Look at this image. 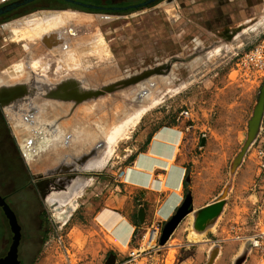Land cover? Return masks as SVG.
<instances>
[{"label": "rangeland", "instance_id": "374dc122", "mask_svg": "<svg viewBox=\"0 0 264 264\" xmlns=\"http://www.w3.org/2000/svg\"><path fill=\"white\" fill-rule=\"evenodd\" d=\"M8 1L0 0V5ZM50 3L55 2H42ZM223 3L177 0L172 5L162 0L155 7L122 14L98 12L101 18L89 17L104 37L97 40L94 35L93 45L97 40L95 45L102 46L105 40L106 58H90V71L78 70L77 76H89L92 85L101 88L147 70L160 68V72L137 83L118 84L115 90L91 97L81 102L78 110L69 111L70 118L91 121L86 130L88 144L99 141L88 163L89 168L96 169L87 175L99 179L77 193L75 211L54 206L49 197H42L36 186L38 180L16 150L20 143L17 134L10 123L3 125L0 114V195L21 225L24 264H264V254L250 243L252 234L264 231V112L260 131L248 142L250 119L262 91L264 101V69L248 71L236 64L242 54L264 41V0H231L230 39L220 33L227 24L226 19L221 21L225 8L219 9V4ZM48 12L54 16L61 13ZM68 13H61L65 16L58 23L74 18L75 12ZM108 15L118 19H105ZM47 20L43 28L50 33L58 23L47 24ZM56 39L46 42L48 47H53L59 40ZM37 57L33 63L39 64L34 67L32 63L33 69L43 66L44 57ZM24 59L0 58V71L14 67L12 74L8 71L2 78L7 75L14 82L28 74L30 81L32 71L23 63L14 66ZM69 59L74 62L71 68L78 59L81 63L88 60L76 59L72 54ZM53 61L57 58L44 59L50 67L47 74L59 80ZM58 65L56 69L62 70L61 65L66 68L62 63ZM16 68H23L22 76H14L19 71ZM60 97L63 100L67 96ZM61 114L65 116L66 112ZM20 115L23 120L25 113ZM173 124L180 125L183 131L181 150L191 174L188 210L164 242L168 221L161 226L158 246L153 250H142L144 244L130 243L120 254L109 251L106 237L93 220L95 211L104 205L112 206L110 200L120 193L116 174L121 175L122 167L131 161L141 136ZM117 125L123 130L112 143L110 135ZM34 128L39 127H30V132L26 129L27 137L34 136ZM75 128L76 133L82 131ZM35 136L28 140L34 150L42 135ZM194 200L197 206L213 200L222 202V206L216 215L201 220L199 211L210 209V204L192 211ZM189 201L188 198L184 208ZM4 226L10 234L8 220L0 208V237Z\"/></svg>", "mask_w": 264, "mask_h": 264}, {"label": "crops", "instance_id": "0c3cea01", "mask_svg": "<svg viewBox=\"0 0 264 264\" xmlns=\"http://www.w3.org/2000/svg\"><path fill=\"white\" fill-rule=\"evenodd\" d=\"M164 1L173 5L177 0ZM222 1L225 4H219V9L225 8L221 12L225 15L221 21L226 19L227 24H223L220 33L224 38L230 39L231 0ZM48 11H59L65 14L69 12L68 15L70 12L75 13L72 16L74 18H70L72 22L69 18L62 23H58L60 19L57 20L58 24L51 28L52 34L48 35V32H45V35H41L42 37H38L39 35L33 36L34 38L26 37L25 34L43 27L45 19L55 17ZM97 13L94 15L80 9H32L25 14L0 21V58H25L19 60L14 66L23 63L27 70L34 74L35 71L41 70L40 75L33 74L30 81L27 74L24 79H16L14 82L9 81L7 75L3 78L1 76L14 70V67L0 71V95L5 92L4 95L11 96L4 102L0 98L3 104L2 109L7 117L6 121L11 124L20 140L19 149L33 177L38 180L37 187L42 197L44 199L49 197L54 206L69 210L73 208V211L77 207L75 206L77 193L85 191L99 179L96 175L87 176L91 170H94L89 168L88 163L94 158L92 157L93 149L99 142L92 146L87 142L90 138L86 130L91 125V121L85 119L80 121L68 116L70 110H78L77 107L81 102L91 98V93L102 88L93 86L89 76L76 74L78 70V72L90 71V58H106V41L104 40L102 46L95 45L100 36L104 39L101 29L89 19L90 16L101 18L102 15L99 16ZM61 15L64 17L63 14ZM105 19L118 18L108 15ZM94 35H97V40L93 45ZM56 38L59 41L53 43V47H48L46 41L52 39L54 41ZM39 54L44 57L42 58L43 66L33 69L31 67L33 58H38ZM71 54L76 59L88 58V60L81 63L78 59V64L71 68V64L74 63L69 59ZM45 58H57V61H53L56 63V68L61 63L66 65V68L62 65L59 67L62 70L53 68L59 72L60 75L57 73L58 77L56 76L59 80H54L47 74V69L50 67L44 62ZM81 64L83 67H80ZM78 65L80 66L76 67ZM14 90L19 92L16 91V93ZM9 91L11 93H8ZM61 94L67 97L61 100L59 99ZM70 94L79 97L74 99L70 97ZM71 101L68 108L69 104L66 106L65 103ZM62 112H66L67 116H63ZM21 113H25L23 120ZM33 126L39 128L33 129L34 136L27 137V130L30 132V127ZM75 127H79L82 131L77 134ZM38 134L42 137L40 140L37 138L34 150V144L29 143L28 140L29 138L33 140ZM141 137V142H138L139 148L131 161L122 167L121 175L118 172L116 174L117 180L119 176V183H121L116 186L120 193L110 200L112 206H101L95 211L93 217L96 227L109 243V251L112 249L117 254L130 245L136 229L145 228L154 222H159L160 227L164 226L165 222L169 221L182 206L190 187L191 174L182 155L183 131L180 125H163L148 132L147 136ZM30 152L32 155L29 154ZM50 176L55 177L50 178ZM196 203L194 200L196 206H193L192 211L217 202L213 200L200 206ZM112 255L116 259V255Z\"/></svg>", "mask_w": 264, "mask_h": 264}, {"label": "water", "instance_id": "95a60500", "mask_svg": "<svg viewBox=\"0 0 264 264\" xmlns=\"http://www.w3.org/2000/svg\"><path fill=\"white\" fill-rule=\"evenodd\" d=\"M36 1H38V0H12V1L5 3V4L0 6V16L4 15L6 13L12 12L15 9H18L20 7L30 5ZM62 1L74 4L77 6H81V7L87 8V9L107 10V11H122V10H129L132 8L142 7V6L148 5L150 3H153L157 0H144V1L139 2V3L130 4V5H126V6H103V5H98V4H95L92 2H86L83 0H62ZM157 72H160V68L147 70L141 74L133 76L132 78H130L128 80H124V81H121L119 83L111 84L109 86H103L100 90H98L94 93H91L90 96L91 97H98L99 95H101L105 92H111V91L115 90L117 88L118 84L128 85L131 83H137V82L143 80L144 78H147V77H149V76H151ZM0 102H1V100H0ZM263 102L264 101H263V91H262V93L260 94L259 100H258V105L255 108V109H257L262 104V115L264 112ZM188 198L190 199L189 204L184 208L185 202L187 201ZM190 203H191V197L188 196L184 200L182 206L179 208L177 213L168 221V223L164 227V231H163V236H162L163 242L169 237L171 231L173 230V228L175 227L177 222L181 219V217L188 210ZM0 205L3 207L5 214L9 218L10 224L12 226V230L15 233L14 242H13V245L11 247V250L9 251L8 255L5 258L0 260V264H20V262L18 260V245H19L20 238H21L20 225L17 221L15 213L9 207V205L7 204V202L5 201V199L1 195H0ZM211 206L216 208V211L213 214H209L208 217L211 215L212 216L216 215L218 213V211L221 209L222 202H217L216 204L210 205L208 207H211ZM206 208L199 211V215H201ZM201 217H202V215H201ZM173 220H174V222H173ZM171 223H172V225H171Z\"/></svg>", "mask_w": 264, "mask_h": 264}, {"label": "flooded vegetation", "instance_id": "af4514ba", "mask_svg": "<svg viewBox=\"0 0 264 264\" xmlns=\"http://www.w3.org/2000/svg\"><path fill=\"white\" fill-rule=\"evenodd\" d=\"M10 1H12V0H10ZM10 1H8V2H10ZM43 1L44 0H38V1H36V2H34L32 4H30V5H26V6H23V7L18 8V9H15L12 12H9V13H6V14L0 16V19L1 18L8 19L12 15L13 16H17V15L25 14V13L28 12V10H30V7L29 6H31L32 8H36V9H40V8L41 9H46V8L40 7V5H43L42 4ZM52 1L55 2L54 3L55 4V7L54 8L73 7V8L80 9V10H84V11L91 10V12L118 13V14H122L124 12H128V11L130 12V10H138V9H144V8H147V7H153V6L157 5L159 2H161L162 0H157V1L153 2V3H150V4L145 5V6H142V7L132 8V9H129V10H122V11L93 10V9H87V8H84V7H81V6H77V5H74V4H71V3H68V2L62 1V0H52ZM83 1L92 2V3L98 4V5H103V6H126V5H130V4H135V3L142 2L144 0H83ZM8 2H5V3H8ZM50 4H53V3H50ZM28 7H29V9H28ZM20 10H22V11H20ZM5 19H3V20H5ZM0 108H1V110L3 112V115H2L3 125L4 126H8L7 124H5V122H7V121H6V117H5L4 111L2 109L1 103H0ZM8 132H9V130H8ZM8 137L11 138L10 132L8 133ZM16 150L21 153L20 149L18 150V147H16ZM20 159H21V161L23 160L22 153H21ZM3 198L5 199V197H3ZM0 208H1L2 212L4 213L5 217L8 220V226H9V231H10V234H9L7 232V227L4 226V232H1L2 233L1 234V237H0V260H1V259L5 258L8 255L9 251L11 250V247H12L13 242H14V235H15V233L12 230V226L10 224L9 218L5 214V211H4V209H3V207L1 205H0ZM17 221H18V219H17ZM20 231H21V238H20V242H19V245H18V260H19L20 264H24V260H23V258L21 256V254H22V252H21L22 251L21 250V244H22V238H23L21 225H20Z\"/></svg>", "mask_w": 264, "mask_h": 264}, {"label": "built area", "instance_id": "2783aa9c", "mask_svg": "<svg viewBox=\"0 0 264 264\" xmlns=\"http://www.w3.org/2000/svg\"><path fill=\"white\" fill-rule=\"evenodd\" d=\"M236 62L238 67L245 68L248 71L264 69V41L256 44L252 49L242 54ZM160 231L159 222L151 223L145 228H138L134 232L131 243L144 244L142 250H153L158 246ZM251 242L254 248L260 252H264V232L251 236Z\"/></svg>", "mask_w": 264, "mask_h": 264}, {"label": "bare ground", "instance_id": "6f19581e", "mask_svg": "<svg viewBox=\"0 0 264 264\" xmlns=\"http://www.w3.org/2000/svg\"><path fill=\"white\" fill-rule=\"evenodd\" d=\"M60 13V12H59ZM59 15V16H58ZM65 16V15H64ZM61 18H63L62 17V15L61 14H57V16H55L54 18H51V19H48L46 22H47V24H52V23H56V21L57 20H63V19H61ZM44 26V25H43ZM47 26V25H46ZM42 30V31H41ZM41 31V32H40ZM47 30L46 29H44L42 26H41V28L39 29V30H35V31H33V32H29L28 34H25V36L26 37H32L33 35H35V34H39V33H41V34H39V35H45V32H46ZM53 32V31H52ZM51 33V32H50ZM50 33H48V35L50 34ZM18 35V34H17ZM56 35H58V34H56ZM22 37H25L24 35H21ZM47 37H49V36H47ZM46 38V37H45ZM57 40V39H56ZM45 41V40H44ZM59 41V40H58ZM47 43H50V40H47L46 41ZM53 42V41H52ZM39 63L36 61V62H34L33 63V65H34V67H36L37 65H38ZM21 66V64L19 65V67ZM17 70H19V71H17V73L16 72H14L15 74H14V76H22V74L24 73V71H23V68H16ZM13 71V70H12ZM11 74H12V72H11ZM24 77V76H23ZM26 77V76H25ZM15 92L16 91H18V90H14ZM21 91V90H20ZM19 92V91H18ZM5 93V92H4ZM4 93H2L1 95H0V98L2 99V101L4 102L5 101V99L7 100V99H9L10 97L8 96V95H4ZM8 93H11L10 91L8 92ZM17 93V92H16ZM15 93V94H16ZM7 94V93H6ZM13 96V95H12ZM74 96V95H73ZM8 101V100H7ZM262 104L257 108V109H255V111H254V115L252 116V118L250 119V134H249V140H248V142L256 135V133H257V131H260V129H261V119H262ZM122 130H123V126H121V125H117L114 129H113V131H112V133H111V135H110V141H112V143H113V141L115 140L116 141V139H117V137L121 134V132H122ZM178 139V138H177ZM253 140V139H252ZM111 143V142H110ZM247 145V144H246ZM249 147V146H248ZM247 147V148H248ZM102 160H103V158H102ZM139 162V161H138ZM90 163V162H89ZM92 163V162H91ZM94 163V162H93ZM102 163V162H101ZM96 164V163H95ZM100 166V165H99ZM97 168H99L98 166H97ZM94 169H96V168H94ZM127 174H128V172H127ZM129 174H130V170H129ZM129 174H128V176H129ZM126 178H128L127 176H126ZM62 200V199H61ZM188 203V202H187ZM216 211V208H214V207H212L211 206V208L210 209H208V210H205V211H203V213L201 214L202 215V217H205L206 219H207V217H208V215L209 214H213L214 212ZM200 215V216H201ZM109 217V216H108ZM202 217H201V220H205V219H202ZM108 219V218H107ZM106 219V220H107ZM199 219V218H198ZM105 220V219H104ZM110 220V219H109ZM200 220V221H201ZM173 222H174V220H173ZM172 222V223H173ZM172 223H171V225H172ZM264 232V231H263ZM258 233H261V232H258ZM258 233H254V234H252L251 236H254L255 234H258ZM251 236H250V243H251V245H252V242H251ZM125 241V240H124ZM252 247H253V245H252ZM254 248V247H253ZM256 249V248H255ZM257 250V249H256ZM263 254H264V252H262Z\"/></svg>", "mask_w": 264, "mask_h": 264}, {"label": "trees", "instance_id": "16d2710c", "mask_svg": "<svg viewBox=\"0 0 264 264\" xmlns=\"http://www.w3.org/2000/svg\"><path fill=\"white\" fill-rule=\"evenodd\" d=\"M40 7H42V8H54L55 4H49V5L43 4V5H40ZM89 11H91V10H89ZM0 114H1V116L3 115L1 108H0ZM5 124H7V122H5Z\"/></svg>", "mask_w": 264, "mask_h": 264}]
</instances>
